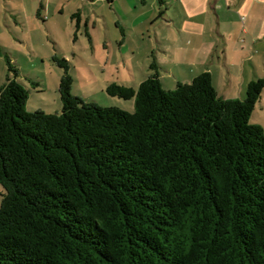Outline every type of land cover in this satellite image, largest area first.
<instances>
[{"label":"trees","instance_id":"trees-1","mask_svg":"<svg viewBox=\"0 0 264 264\" xmlns=\"http://www.w3.org/2000/svg\"><path fill=\"white\" fill-rule=\"evenodd\" d=\"M56 62L62 107L46 114L26 111L7 60L0 264H264V130L249 122L264 79L243 100L208 72L164 90L153 60L136 88L106 87L126 112L72 96Z\"/></svg>","mask_w":264,"mask_h":264},{"label":"crops","instance_id":"crops-1","mask_svg":"<svg viewBox=\"0 0 264 264\" xmlns=\"http://www.w3.org/2000/svg\"><path fill=\"white\" fill-rule=\"evenodd\" d=\"M64 2L34 0L31 4L35 10L40 3L47 22L51 17L56 20V14L68 12L71 26L73 16L78 22L93 19L94 25L101 16L106 23L109 16L123 22L124 27L132 19L136 23L132 34L128 28L121 29L123 45L139 38L138 46L148 54L138 77L144 81L150 76L153 55L164 90H172L178 83L188 84L208 72L220 98L243 100L247 85L264 79V0H71L74 6L68 9ZM85 4L91 7L86 17L80 13ZM19 16L16 25L22 26L25 21ZM123 77L117 83L129 85ZM257 104L264 112V89Z\"/></svg>","mask_w":264,"mask_h":264},{"label":"rangeland","instance_id":"rangeland-1","mask_svg":"<svg viewBox=\"0 0 264 264\" xmlns=\"http://www.w3.org/2000/svg\"><path fill=\"white\" fill-rule=\"evenodd\" d=\"M33 1L0 0V87L6 81L8 60L18 71L16 81L28 92L26 111L58 114L62 107L58 85L63 69L56 60L64 59L72 78V96L101 107H116L133 112V100L111 97L105 90L112 82L118 84L122 81L120 76H124L129 84H118L121 86L133 88L131 86L143 82L138 75L144 71L141 64L148 53L138 46L139 38H131L137 46L130 40L123 45L121 32L122 28L126 31L128 28V33L132 34V26L136 23L129 19L124 27L123 22L119 23L109 16L105 23L101 16L97 25H94L93 19L83 18L78 22L73 16L71 26L68 12L64 15L56 14V20L51 17L47 22L40 3L34 10L31 4ZM64 4L65 9L74 6L71 0H65ZM38 10L41 15L37 14ZM90 11V5L85 4L80 13L86 17ZM18 15L24 18L22 26L16 25L19 22ZM26 15L34 19L29 17L26 20ZM151 58L152 63L154 56ZM256 109L249 122L262 124L260 127L264 130V112L258 110L259 104ZM2 193L0 185V202Z\"/></svg>","mask_w":264,"mask_h":264}]
</instances>
